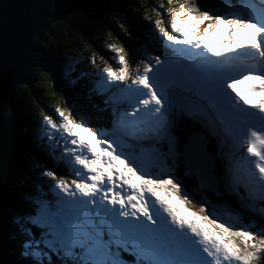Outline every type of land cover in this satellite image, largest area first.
I'll use <instances>...</instances> for the list:
<instances>
[{
	"label": "snow or ice",
	"instance_id": "6c2138e0",
	"mask_svg": "<svg viewBox=\"0 0 264 264\" xmlns=\"http://www.w3.org/2000/svg\"><path fill=\"white\" fill-rule=\"evenodd\" d=\"M247 5L252 15L221 14L212 0L156 5L163 18L143 19L157 54L144 48L134 80L115 45L116 67L89 56L63 68L107 124L93 132L56 108L59 122L43 115L23 141L0 145V264L264 261V0ZM240 54L248 62H230Z\"/></svg>",
	"mask_w": 264,
	"mask_h": 264
},
{
	"label": "trees",
	"instance_id": "16d2710c",
	"mask_svg": "<svg viewBox=\"0 0 264 264\" xmlns=\"http://www.w3.org/2000/svg\"><path fill=\"white\" fill-rule=\"evenodd\" d=\"M31 2L33 41L27 46L28 66L25 68L22 82L17 87V98L6 114V150L14 143L22 141L21 136L14 134L13 127L17 123V114L20 111L21 115L37 116L38 122L43 115L52 116L59 122L54 109L59 108L67 114L71 108L75 118L84 116L90 121L92 119V123L106 125L107 112L98 110L97 100L94 96L90 98L89 89L83 87L81 82L71 84L63 76V68L74 59L89 56H95L96 69L107 64L116 67L113 53L107 50L106 44L103 45V39L106 37L103 31H109L112 33V39L105 41L108 44L116 41L124 48L131 73L142 70L143 64L140 62L143 60L142 53L147 44L139 29L148 22L143 17L149 16L147 12L158 16L155 14L156 5L163 4L168 9V5L169 8L170 5H176L177 0H31ZM217 6L224 8L223 5ZM163 15V13L160 15L161 19ZM85 42L88 46L84 44ZM81 67L93 69L92 64L87 61ZM23 97L29 102V106L22 108L20 102ZM22 137L25 139L26 133ZM59 172L66 173L67 169L61 167ZM187 183L191 188L192 182L189 180ZM192 196H195L194 192ZM195 199L199 202L198 196ZM242 217L246 223L253 220L249 216ZM253 221L261 226L259 220ZM0 259L7 261L9 256L0 253ZM261 264H264V261Z\"/></svg>",
	"mask_w": 264,
	"mask_h": 264
},
{
	"label": "water",
	"instance_id": "95a60500",
	"mask_svg": "<svg viewBox=\"0 0 264 264\" xmlns=\"http://www.w3.org/2000/svg\"><path fill=\"white\" fill-rule=\"evenodd\" d=\"M225 6L232 0H212ZM31 0H0V20L5 22L0 35V145L6 146V114L13 104L14 93L23 80L28 66L27 46L33 41ZM19 19L22 24L12 27L8 22Z\"/></svg>",
	"mask_w": 264,
	"mask_h": 264
},
{
	"label": "rangeland",
	"instance_id": "374dc122",
	"mask_svg": "<svg viewBox=\"0 0 264 264\" xmlns=\"http://www.w3.org/2000/svg\"><path fill=\"white\" fill-rule=\"evenodd\" d=\"M177 6V3H176V5H170V8H169V5H168V9H171V8H175ZM221 14H224L225 13V11H224V9H222V10H218ZM148 14H149V16L151 17L152 15H154V13H150V12H147ZM156 14V13H155ZM229 15H234V16H237L236 14H230L229 13ZM157 19H161L160 18V16H156V15H154V17L152 18V20H157ZM147 21V20H146ZM148 24V22L144 25V26H142V29H139V33H144V32H147L148 31V27H146V25ZM197 34H201V33H197ZM103 35L105 36L106 35V37H104L105 38V40L106 39H112L111 38V35H112V33L111 32H109V31H103ZM104 39H103V45L105 46V44L106 45H115L117 48H122L120 45H118L117 44V42L116 41H114L112 44H108V42H106ZM211 43H213V45L215 46V45H217V44H221V43H223L224 42V39L223 38H220V37H216V38H214V39H212L211 41H210ZM85 45H87L88 46V43L87 42H85L84 43ZM123 50H124V48H123ZM126 53H125V50H124V55H125ZM153 55H155V54H157V53H155V52H153L152 53ZM242 57H241V56ZM240 55H238V56H236V57H240L239 58V60L240 61H242L243 63H246V62H248L247 60H246V57L243 55V54H240ZM125 58H126V55H125ZM109 65H111L112 67H113V64H107V65H105V67H107V66H109ZM104 67V66H103ZM138 70H136V72H137ZM240 87V89L243 91L246 87H247V84H243V85H241V86H239ZM89 92V91H88ZM16 98H17V90H16V92L14 93V99L16 100ZM253 99H259L258 97H252ZM26 105H28L29 106V102L28 101H26V99L23 97L22 98V102H20V106L23 108L24 106H26ZM11 107H12V105H11ZM10 107V108H11ZM9 108V109H10ZM17 108H18V106H17ZM9 111V110H8ZM23 114V113H22ZM17 117H18V119L16 120V122L17 123H15V125L13 126L14 127V134H16V135H18V136H21V138L20 139H22V141H23V137H22V135L24 134V133H26V136H27V132H25L24 131V129H28V130H31V128L32 127H34L37 123H38V121H37V116H33V115H30V114H23V115H21V111L17 114ZM77 119H79V117H77ZM35 122V125L33 126V123ZM104 126H106L105 124H103ZM90 126H91V128H92V131L93 132H95V131H97L98 130V128L100 127V124H95V123H92V119H91V121H90ZM6 142H7V136H6ZM6 147V146H5ZM65 179H67V180H71V179H74L75 177L74 176H72V175H65V177H64ZM192 194L190 195V203L187 205L188 207H189V209L190 210H193V211H197V212H199V209L201 208V207H203V205H201L199 202H197L196 201V199H192ZM243 215H241L239 218H238V223H241V224H244V225H246V226H248V227H251V228H255V229H259L261 226H259L255 221H253V220H250V223H246V222H244V220L242 219L243 217H242Z\"/></svg>",
	"mask_w": 264,
	"mask_h": 264
},
{
	"label": "bare ground",
	"instance_id": "6f19581e",
	"mask_svg": "<svg viewBox=\"0 0 264 264\" xmlns=\"http://www.w3.org/2000/svg\"><path fill=\"white\" fill-rule=\"evenodd\" d=\"M15 102V99H14V101H13V103Z\"/></svg>",
	"mask_w": 264,
	"mask_h": 264
}]
</instances>
